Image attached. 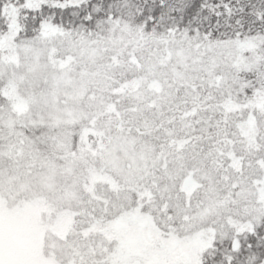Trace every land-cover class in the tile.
<instances>
[{
	"label": "snow or ice",
	"instance_id": "6c2138e0",
	"mask_svg": "<svg viewBox=\"0 0 264 264\" xmlns=\"http://www.w3.org/2000/svg\"><path fill=\"white\" fill-rule=\"evenodd\" d=\"M0 264H264V0H0Z\"/></svg>",
	"mask_w": 264,
	"mask_h": 264
}]
</instances>
